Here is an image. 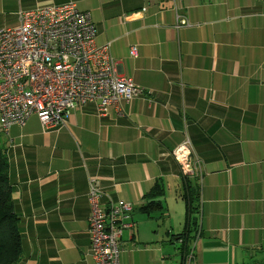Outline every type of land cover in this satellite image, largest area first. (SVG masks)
I'll return each mask as SVG.
<instances>
[{
	"label": "crops",
	"instance_id": "obj_1",
	"mask_svg": "<svg viewBox=\"0 0 264 264\" xmlns=\"http://www.w3.org/2000/svg\"><path fill=\"white\" fill-rule=\"evenodd\" d=\"M67 2L90 12L96 44L110 43L118 73L145 93L122 113L102 116L89 103L59 129L32 116L1 134L23 243L15 264H95L93 177L103 206H133L119 264H264V0H0V28ZM179 17L188 25L177 28ZM187 139L194 178L172 156ZM160 178L164 206L183 202L189 182L199 186L200 232L188 254L166 206L140 209Z\"/></svg>",
	"mask_w": 264,
	"mask_h": 264
},
{
	"label": "built area",
	"instance_id": "obj_2",
	"mask_svg": "<svg viewBox=\"0 0 264 264\" xmlns=\"http://www.w3.org/2000/svg\"><path fill=\"white\" fill-rule=\"evenodd\" d=\"M184 25L187 21L179 17L176 27ZM96 35L90 12L74 2L22 12L17 26L0 28L1 132L25 126L32 116L45 130L59 129L73 109L89 103L102 116L122 113L126 102L145 93L118 73L110 43L98 46ZM130 53L137 56V47ZM192 153L189 139L172 151L180 171L190 178L199 174ZM101 196L93 177L87 193L90 255L95 264H119L122 235L135 225L133 206L123 200L103 206Z\"/></svg>",
	"mask_w": 264,
	"mask_h": 264
},
{
	"label": "trees",
	"instance_id": "obj_3",
	"mask_svg": "<svg viewBox=\"0 0 264 264\" xmlns=\"http://www.w3.org/2000/svg\"><path fill=\"white\" fill-rule=\"evenodd\" d=\"M3 132L0 131V264H15L23 254L22 234L20 230V217L18 216L15 203L11 194V182L9 177L8 145L2 139ZM166 185L162 178L157 179L152 189L146 196L147 202L140 209L151 216L152 210L164 211V199L166 196ZM188 216L190 212L198 213V207L192 205L193 201H199L200 189L195 183H188L186 193L183 195ZM199 204V203H198ZM189 222V218L187 219ZM198 220L193 228L186 225L180 234L173 235L175 242L188 254L193 238L199 234ZM191 242V243H190Z\"/></svg>",
	"mask_w": 264,
	"mask_h": 264
},
{
	"label": "rangeland",
	"instance_id": "obj_4",
	"mask_svg": "<svg viewBox=\"0 0 264 264\" xmlns=\"http://www.w3.org/2000/svg\"><path fill=\"white\" fill-rule=\"evenodd\" d=\"M184 194H185V191L182 195H184ZM179 201L180 202L178 204H175L174 206L173 205L170 206L167 203L168 202L167 201L166 205H165L166 206V214L167 215L169 214V216L172 215L170 222H169L170 223L169 226L171 228L175 229V231L183 232L185 230L186 225L188 226V224H189V226H191L193 228V226L195 225V222L198 220L199 216H198V213H196L195 211L190 212V216H188L187 204H186L185 199L183 202L180 199H179ZM171 202H172V200H171ZM192 205H194L195 207H198V202L193 201ZM181 215H184V216H183L181 223H179V217ZM188 218H189V222L187 220Z\"/></svg>",
	"mask_w": 264,
	"mask_h": 264
},
{
	"label": "bare ground",
	"instance_id": "obj_5",
	"mask_svg": "<svg viewBox=\"0 0 264 264\" xmlns=\"http://www.w3.org/2000/svg\"><path fill=\"white\" fill-rule=\"evenodd\" d=\"M9 130V129H8Z\"/></svg>",
	"mask_w": 264,
	"mask_h": 264
}]
</instances>
